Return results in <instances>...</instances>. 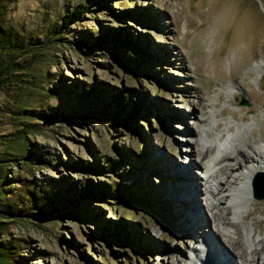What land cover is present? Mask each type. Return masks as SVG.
<instances>
[{
    "label": "rangeland",
    "instance_id": "374dc122",
    "mask_svg": "<svg viewBox=\"0 0 264 264\" xmlns=\"http://www.w3.org/2000/svg\"><path fill=\"white\" fill-rule=\"evenodd\" d=\"M79 2L84 11L62 26L63 13ZM0 23L30 35L35 45L23 61L28 69L15 76L22 90L16 112L0 109V143L5 139L15 151L0 168L4 199L30 195L22 206L32 202L44 214L28 211L1 222L0 240L11 243L15 260L202 264L193 247L204 248L201 235L221 225L204 197L213 198L208 161L212 165L218 149L212 141L234 142L225 149L237 161L241 153L234 147L264 145V0H0ZM113 29L120 31L116 41L95 42ZM90 84L98 88L96 102H80ZM9 87L0 89V103L8 102ZM118 92L125 93L122 101ZM106 97L117 107L129 104L131 116L100 118L99 99ZM212 117L220 133L213 124L208 134L205 119ZM23 125L28 131L20 140L14 135ZM188 139L198 141L200 151L211 144L204 158ZM192 178L199 182L198 207L188 194ZM249 179H242L244 200L224 206L239 231L224 227L258 250L246 235L251 229L252 237H264V198L250 197ZM195 217L204 222L202 233L192 225ZM117 222L132 230L130 236Z\"/></svg>",
    "mask_w": 264,
    "mask_h": 264
},
{
    "label": "bare ground",
    "instance_id": "6f19581e",
    "mask_svg": "<svg viewBox=\"0 0 264 264\" xmlns=\"http://www.w3.org/2000/svg\"><path fill=\"white\" fill-rule=\"evenodd\" d=\"M211 103L214 102L213 99H210ZM212 111V110H211ZM208 121V124H206L207 127V132L210 134L212 132V125L215 124V130L217 133H220L219 130V124H218V118L217 117H212L210 120H206L205 122ZM217 135V134H215ZM215 135L212 137V139L215 137ZM217 137H219L217 135ZM211 139V138H210ZM221 138H218L220 141ZM189 141V146L191 147V151L194 152L197 156L201 154L203 158L206 156V153L210 150L211 144H206L203 143L202 147L204 148L203 151H200L195 145H197L196 141H193L191 139H188ZM228 139L225 138L226 143H230L232 146L233 144L229 141ZM218 141V142H219ZM235 141V140H234ZM213 144H215V148L218 149L217 156L214 157L216 160L212 159V165H209L210 162L208 161V166L209 169L208 172L205 174H208L207 179L209 180V190L208 194L212 195L213 198L211 199L210 197L204 196L206 198V205H207V210L211 212V216L213 219H217L218 222H221V225L215 224L216 228L215 231L210 228L209 231L211 235H201L203 237V242L201 244L206 245L204 248H198L193 247V250H197V253L195 254V257L199 259L200 261H203L202 264H254L253 261H256L257 264H264V237H252L251 234V229H248V234L246 235L247 237H250L249 245H251L253 242H255V245H260L259 248L251 250L250 247L248 248L245 243L242 241V239H235L233 236L230 234L231 231L229 228L225 227H230L234 228V232L239 231V226L234 224L231 221V217L229 215L231 214L230 208L226 205V202L231 201L232 199L234 201L237 200H244L243 195L246 192V182L242 181V179H249L251 176H253L257 171H262L264 170V147H258V146H253L251 145L250 142L248 144H242L245 147H248L251 149L252 154H249L246 152L242 147H234L235 151L239 150L241 153V161H237V156L235 152L227 151L225 149V146L223 149L220 147H216L218 143L212 141ZM264 143V139H263ZM225 145V144H224ZM232 148V147H231ZM226 161L224 164L222 163L223 161ZM233 161H237L235 164H232ZM214 162V163H213ZM200 165L203 166L202 160L200 159ZM244 170H247V172H244ZM234 174H238V176H235ZM234 175V176H232ZM258 176H261L260 178L264 179V174H259ZM230 178L232 180H230ZM258 180V179H257ZM237 181V182H236ZM197 180L192 178L191 185L189 187L192 188V190L189 191V195L191 196V200L193 202L196 201L197 207L200 205L199 197L197 195V192L199 191ZM249 183V180H248ZM221 186H225L224 189L221 188ZM234 186V187H233ZM241 186V187H240ZM249 193V192H248ZM217 194H221L219 198H216ZM247 196V195H246ZM245 197V195H244ZM252 197V196H250ZM198 198V199H197ZM204 198V199H205ZM215 198V199H214ZM243 198V199H242ZM246 198H249L248 196ZM250 206L254 204V199H250ZM222 206L223 208L220 211H216L215 209L218 206ZM191 203H190V209H191ZM192 211V209H191ZM190 211V212H191ZM197 214V211H195ZM199 217V215L197 214ZM241 220L244 219V217H240ZM197 217L193 219L192 225L195 227H198V231L202 233V229L200 228V224L204 223L203 221H197ZM257 225L256 227L260 229L259 222H255ZM225 226V227H224ZM222 234L227 238V242L229 243L228 245H224L223 241H221V238L219 235ZM253 234V233H252ZM221 235V236H222ZM200 236V237H201ZM198 237V236H197ZM198 237V239L200 238ZM211 239V240H210ZM248 239V238H246ZM200 241V240H199ZM202 245V246H203ZM226 246V247H225ZM200 251L204 252V256L201 257ZM195 252V251H194ZM247 256V257H246ZM251 257V258H248ZM210 261V262H209ZM198 263V262H197ZM181 264H188L186 261H181Z\"/></svg>",
    "mask_w": 264,
    "mask_h": 264
},
{
    "label": "trees",
    "instance_id": "16d2710c",
    "mask_svg": "<svg viewBox=\"0 0 264 264\" xmlns=\"http://www.w3.org/2000/svg\"><path fill=\"white\" fill-rule=\"evenodd\" d=\"M83 3H77L76 7L65 11L63 15L61 16V22L62 26H66L72 22H74L79 15L83 12ZM106 32V31H105ZM100 33L95 36V42L97 41L98 45H101L102 42L107 40V37H109L111 40L116 41L118 38L117 36L120 35V31H117V29H113L112 31H108L106 33ZM123 36V35H122ZM124 37V36H123ZM125 39L131 40V36L129 34H126ZM31 37L30 35L25 34L23 31L12 27V26H5L2 23H0V89L4 91L9 86V100L8 102L5 101L3 103H0V109L3 111H6L7 113H14L15 106L20 100V96L22 94L21 86L19 84L20 79L16 78L20 72H25L29 64L23 62L26 59V55L29 53H33L35 50V45L30 42ZM143 54L145 53L144 50H142ZM26 61V60H25ZM135 63V62H134ZM130 64V63H129ZM93 86L90 84L88 87L83 90V96L78 95V100L81 101H91L93 103L96 102V92L98 90L97 86L93 89ZM116 97L124 98L125 93L118 92ZM100 105L97 108V113H99L100 118H108L111 120H114L116 118H119V114H122L124 111L127 115L126 118L128 119L132 114V108L129 104H125V102H122V104L117 107V101H111V99L107 98L99 99ZM120 101V103H121ZM131 108V109H130ZM81 112H84V109H80ZM86 114V113H82ZM147 123V119H145ZM129 123L126 122V125ZM28 131L24 127H20L19 132H17L18 135H14L16 138H19L20 140H24V134ZM142 133V131H140ZM14 134V132H13ZM0 145L2 146L0 148V168L3 169V161H6L9 159L8 155L13 154L15 151L13 150L10 143H7L4 139L1 141ZM12 159V157L10 158ZM22 158L19 157V160ZM4 175H0V224L3 221L10 220L14 217H23L26 212H31V216L37 215L36 213L40 211L39 215H44L41 213L40 207L35 206L32 202L29 204H26L27 209H25V206H22L23 203H26L29 201L30 198H32L30 195L27 197L25 196L24 199H13L11 201H7L4 199L5 196V189H4ZM105 190V189H103ZM104 192V191H102ZM31 193V192H30ZM130 191L127 192V195L130 196ZM3 198V199H2ZM73 200V199H72ZM126 200H129L126 198ZM74 203V202H73ZM83 211L89 218L93 221L94 218L91 214V208L86 205L85 203H82ZM27 215V214H26ZM107 224V223H106ZM108 226V225H106ZM113 226V225H112ZM117 230L121 232H126V235L131 234V229L127 227L125 224L121 222L116 223ZM2 229V227H0ZM0 229V233L1 232ZM126 235H123V239ZM13 246L10 242L7 241H1L0 240V264H20L18 261L15 260V258L10 254L13 252ZM138 251V250H137ZM136 255V253H135Z\"/></svg>",
    "mask_w": 264,
    "mask_h": 264
},
{
    "label": "water",
    "instance_id": "95a60500",
    "mask_svg": "<svg viewBox=\"0 0 264 264\" xmlns=\"http://www.w3.org/2000/svg\"><path fill=\"white\" fill-rule=\"evenodd\" d=\"M259 174H264V170L261 172L257 171L253 178V196L256 198H264V179L260 178L261 176H258Z\"/></svg>",
    "mask_w": 264,
    "mask_h": 264
}]
</instances>
